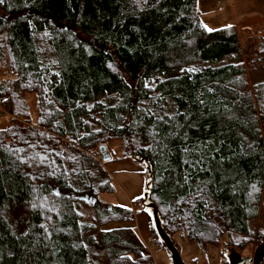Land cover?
I'll return each mask as SVG.
<instances>
[{
  "label": "trees",
  "instance_id": "16d2710c",
  "mask_svg": "<svg viewBox=\"0 0 264 264\" xmlns=\"http://www.w3.org/2000/svg\"><path fill=\"white\" fill-rule=\"evenodd\" d=\"M198 1L0 0V264H155L134 225L149 203L203 252L264 243V82L244 66L264 36L207 31ZM103 146L146 168L132 209L99 199Z\"/></svg>",
  "mask_w": 264,
  "mask_h": 264
},
{
  "label": "rangeland",
  "instance_id": "374dc122",
  "mask_svg": "<svg viewBox=\"0 0 264 264\" xmlns=\"http://www.w3.org/2000/svg\"><path fill=\"white\" fill-rule=\"evenodd\" d=\"M223 5L226 6L227 4L225 3ZM259 32L261 31L252 32L253 34H258H256L257 36H252V40H258V38L264 36L259 35ZM253 44L250 43V41L244 42V44L241 42L242 46H248V48ZM244 66L246 70V79L250 87L264 82V62L254 64L252 67H250L248 66V61L244 60ZM203 67L204 65L201 64L193 65L187 67L186 70L197 71ZM179 72L180 70L173 71L167 75V77L177 76ZM28 104L30 107L31 120L33 123H35L37 120V112L35 106V97L33 95L29 96ZM4 110L6 109L4 108ZM9 121L10 116L4 118L0 116V122L2 125H7ZM116 148V146H113V155L111 152L106 150L107 154L110 156V160L118 158V160H114L108 163L106 166L107 173L112 179V184L115 191L110 195L103 194L99 196V199L103 206L111 205L119 208H131L133 201L141 199L145 196L148 176L144 164L134 159L121 158V152ZM100 157L102 159L103 155L101 154ZM145 208L146 210L144 208L143 210L147 212V214H145L146 217L141 214L137 215L134 220V225L136 226V230L141 240L147 248V253L152 256L155 264H172L168 252L162 247V249H160L156 246V244L152 243L150 231L151 225L154 224L152 212L149 208ZM16 213L12 212L9 215L10 220L13 222H17L19 220L23 221L25 217L23 213L20 211L17 214ZM171 240L178 250L184 264H224V259L228 263V257L231 254H235L240 257H252L255 249L259 246L258 244L252 243L251 246L241 250L226 246V242L222 240L220 246H208L203 252L198 249L194 242H189L182 237L173 236L171 237Z\"/></svg>",
  "mask_w": 264,
  "mask_h": 264
},
{
  "label": "crops",
  "instance_id": "0c3cea01",
  "mask_svg": "<svg viewBox=\"0 0 264 264\" xmlns=\"http://www.w3.org/2000/svg\"><path fill=\"white\" fill-rule=\"evenodd\" d=\"M225 3L226 6L223 5ZM263 6L264 0L198 1V10L204 27L206 25L209 29L217 30L231 25L238 31L243 44L252 40V36L258 35L253 34V31H261L259 35H264Z\"/></svg>",
  "mask_w": 264,
  "mask_h": 264
},
{
  "label": "water",
  "instance_id": "95a60500",
  "mask_svg": "<svg viewBox=\"0 0 264 264\" xmlns=\"http://www.w3.org/2000/svg\"><path fill=\"white\" fill-rule=\"evenodd\" d=\"M101 154L103 155L102 161L106 162L110 160V156L107 154L106 148L103 146L101 149ZM82 200H89L91 202H95V199H91L88 197L81 198ZM145 207L151 209L152 212V218L154 227L156 230V233L160 239V241L163 243L166 251L168 252V255L170 257L172 264H184L181 256L176 249L175 245L173 244L171 238L166 234L165 229L161 227L157 210L151 203L146 204ZM264 259V243L259 245L255 251L252 257H240L235 254H231L228 257V264H261V262Z\"/></svg>",
  "mask_w": 264,
  "mask_h": 264
},
{
  "label": "built area",
  "instance_id": "2783aa9c",
  "mask_svg": "<svg viewBox=\"0 0 264 264\" xmlns=\"http://www.w3.org/2000/svg\"><path fill=\"white\" fill-rule=\"evenodd\" d=\"M0 112H1L2 115H7L6 110L0 109Z\"/></svg>",
  "mask_w": 264,
  "mask_h": 264
},
{
  "label": "snow or ice",
  "instance_id": "6c2138e0",
  "mask_svg": "<svg viewBox=\"0 0 264 264\" xmlns=\"http://www.w3.org/2000/svg\"><path fill=\"white\" fill-rule=\"evenodd\" d=\"M227 27H231V25H228ZM205 28L207 29V31H209V32H211V31H213V29H209V28H207V26L205 25Z\"/></svg>",
  "mask_w": 264,
  "mask_h": 264
},
{
  "label": "flooded vegetation",
  "instance_id": "af4514ba",
  "mask_svg": "<svg viewBox=\"0 0 264 264\" xmlns=\"http://www.w3.org/2000/svg\"><path fill=\"white\" fill-rule=\"evenodd\" d=\"M264 263V259H263V261L261 262V264H263Z\"/></svg>",
  "mask_w": 264,
  "mask_h": 264
}]
</instances>
